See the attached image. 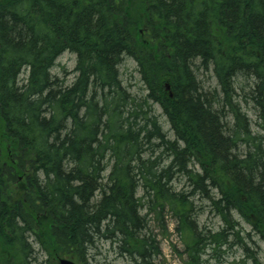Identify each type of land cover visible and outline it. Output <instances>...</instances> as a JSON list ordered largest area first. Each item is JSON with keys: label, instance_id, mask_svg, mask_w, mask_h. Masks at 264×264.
Here are the masks:
<instances>
[{"label": "trees", "instance_id": "obj_1", "mask_svg": "<svg viewBox=\"0 0 264 264\" xmlns=\"http://www.w3.org/2000/svg\"><path fill=\"white\" fill-rule=\"evenodd\" d=\"M66 52L72 83L52 72ZM126 58L145 95L124 86ZM197 196L223 230H197ZM166 210L186 264L242 241L236 214L264 241V0H0V264H90L103 241L157 264L149 218L168 233Z\"/></svg>", "mask_w": 264, "mask_h": 264}, {"label": "rangeland", "instance_id": "obj_2", "mask_svg": "<svg viewBox=\"0 0 264 264\" xmlns=\"http://www.w3.org/2000/svg\"><path fill=\"white\" fill-rule=\"evenodd\" d=\"M76 56L72 53H64L56 62L53 74L59 77H66L69 83L75 79ZM121 78L125 87L134 94L139 96L145 95V86L141 81L137 63L126 58L120 67ZM24 75H22V78ZM198 80L201 82L205 91L220 92L217 79L212 71L199 70L197 72ZM247 82L244 79L237 81V91L242 94V88H246ZM248 88H246V91ZM237 100L242 104L244 111L252 121V127L255 132L258 131L256 125L257 117L253 110V105L246 104L241 96ZM155 114L159 117L161 125L165 132H168L170 138L173 134L166 118L162 114L161 109L156 106ZM166 164V163H165ZM174 187L178 190L186 189L187 181L178 178L174 182ZM194 207L196 212H200L196 218L195 225L197 230L203 233H217L223 230L224 223L218 215H215L209 203L197 196L194 198ZM236 218L240 220V238L231 236L226 244L220 248L216 245V252L208 248L206 253L201 257L202 264H264V241L260 239L252 231L251 226L244 223L236 214ZM150 232L156 237V241L162 251L157 258V264H186L189 261L186 242L183 237L176 232L178 222L169 210L165 212V223L168 227V233H165L161 223L156 216L150 218ZM250 234V236H248ZM256 260V261H255ZM90 264H130L129 260L119 255L118 250L111 245L110 242H99L95 248L90 251Z\"/></svg>", "mask_w": 264, "mask_h": 264}, {"label": "water", "instance_id": "obj_3", "mask_svg": "<svg viewBox=\"0 0 264 264\" xmlns=\"http://www.w3.org/2000/svg\"><path fill=\"white\" fill-rule=\"evenodd\" d=\"M167 89H169V87L167 86ZM59 264H77L72 260L66 259V258H61L59 260Z\"/></svg>", "mask_w": 264, "mask_h": 264}, {"label": "bare ground", "instance_id": "obj_4", "mask_svg": "<svg viewBox=\"0 0 264 264\" xmlns=\"http://www.w3.org/2000/svg\"><path fill=\"white\" fill-rule=\"evenodd\" d=\"M121 73V72H120Z\"/></svg>", "mask_w": 264, "mask_h": 264}]
</instances>
